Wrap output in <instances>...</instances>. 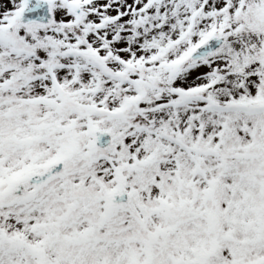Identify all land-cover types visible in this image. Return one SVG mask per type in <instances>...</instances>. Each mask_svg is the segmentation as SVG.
Here are the masks:
<instances>
[{
  "label": "snow or ice",
  "instance_id": "snow-or-ice-1",
  "mask_svg": "<svg viewBox=\"0 0 264 264\" xmlns=\"http://www.w3.org/2000/svg\"><path fill=\"white\" fill-rule=\"evenodd\" d=\"M0 264H264V0H0Z\"/></svg>",
  "mask_w": 264,
  "mask_h": 264
}]
</instances>
